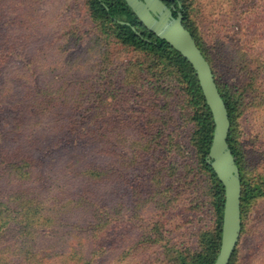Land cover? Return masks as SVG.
<instances>
[{"label":"rangeland","instance_id":"374dc122","mask_svg":"<svg viewBox=\"0 0 264 264\" xmlns=\"http://www.w3.org/2000/svg\"><path fill=\"white\" fill-rule=\"evenodd\" d=\"M92 1L0 0V264H187L216 222L190 91ZM183 3L258 184L231 264H264V0Z\"/></svg>","mask_w":264,"mask_h":264},{"label":"trees","instance_id":"16d2710c","mask_svg":"<svg viewBox=\"0 0 264 264\" xmlns=\"http://www.w3.org/2000/svg\"><path fill=\"white\" fill-rule=\"evenodd\" d=\"M168 5L173 4L176 7V16L178 12H182L184 15V26L193 34L194 38L197 41L198 46L202 50L204 56L207 58L209 63L211 64L212 70L215 75L216 83L219 87L220 93L227 105V109L230 116L231 128L228 137L229 145L233 151V155L236 159V162L240 168L241 179H242V231H243V214L245 213L246 205L257 192L256 187L258 184H255L254 179H251L249 173L245 171L247 169L246 161H245V151L243 149V145L241 143L240 137L235 136V125L238 123L237 121V112L238 106L233 103L230 99L229 91H227V85H223L219 82L216 77V73L214 71L213 64L211 62L210 57L206 52L201 48L194 32L191 30V27L188 26V11L183 3V0H163ZM90 7H92V11L95 14H99L104 16L106 21H111L114 24V28L120 29L119 38L123 40L124 43L129 45H135L136 47H140L144 50H148L155 54L156 56H161L164 54L173 55L177 62L179 63L180 72L183 76V81L187 84V87L190 91V102L193 104L194 109H196V117L200 123V128L197 130L198 138H193L195 140V147L198 152L199 160L202 165V169L207 173V175L212 179L213 183H215V200H214V208H215V216L216 222L215 227L212 233L209 232V236L213 235L215 238L213 245L209 246L208 241L204 240L203 233H200V247L198 249H194L190 252V261L187 264H214L217 256L219 254L221 248V240H222V224H223V215H224V207H225V189L222 182L219 180L216 175L214 169L207 163V156L210 151V147L212 145L215 123L213 119L212 112L207 105L206 99L204 97L202 88L199 83L198 76L191 65V63L184 58L176 49H174L167 41L160 39L154 33L149 31L139 20L136 14L132 11V9L128 6L125 0H93L92 5L90 3ZM122 21V22H121ZM140 32V35L138 34ZM164 129L161 130V127H158L157 132L159 135ZM161 136V135H160ZM156 230L158 228H155ZM156 230H154L156 232ZM208 232L205 234L207 235ZM242 234V232H241ZM241 237V236H240ZM156 240H163L161 235L156 237ZM240 240V239H239ZM207 245V246H206ZM238 245V244H237ZM204 246V248H203ZM237 248V247H236ZM169 248L168 250H170ZM236 250V249H235ZM235 252V251H234ZM181 257L184 261L183 251H180ZM234 255V254H233ZM233 258V257H232ZM232 258L229 264L232 262ZM1 260V259H0Z\"/></svg>","mask_w":264,"mask_h":264},{"label":"water","instance_id":"95a60500","mask_svg":"<svg viewBox=\"0 0 264 264\" xmlns=\"http://www.w3.org/2000/svg\"><path fill=\"white\" fill-rule=\"evenodd\" d=\"M125 1L149 31L167 41L191 63L198 76L215 123L207 163L214 169L225 189L221 248L214 264H229L242 232V179L228 142L231 128L229 112L211 64L193 34L184 26L182 12H178L175 17L174 9L162 0Z\"/></svg>","mask_w":264,"mask_h":264},{"label":"flooded vegetation","instance_id":"af4514ba","mask_svg":"<svg viewBox=\"0 0 264 264\" xmlns=\"http://www.w3.org/2000/svg\"><path fill=\"white\" fill-rule=\"evenodd\" d=\"M162 1H163V0H162ZM165 4L168 5L166 2H165ZM168 6L174 9V10H173V14L177 12V11H176V7H175L173 4L168 5ZM175 11H176V12H175ZM177 14H178V13H177ZM174 16H175V15H174ZM175 17H177V15H176Z\"/></svg>","mask_w":264,"mask_h":264}]
</instances>
